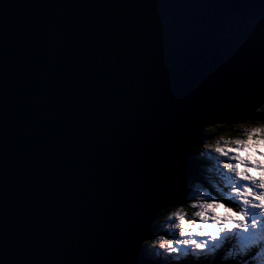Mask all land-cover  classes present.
Segmentation results:
<instances>
[{
	"label": "water",
	"instance_id": "95a60500",
	"mask_svg": "<svg viewBox=\"0 0 264 264\" xmlns=\"http://www.w3.org/2000/svg\"><path fill=\"white\" fill-rule=\"evenodd\" d=\"M261 90L264 0H0V261L151 264L197 118Z\"/></svg>",
	"mask_w": 264,
	"mask_h": 264
},
{
	"label": "clouds",
	"instance_id": "9594fccd",
	"mask_svg": "<svg viewBox=\"0 0 264 264\" xmlns=\"http://www.w3.org/2000/svg\"><path fill=\"white\" fill-rule=\"evenodd\" d=\"M233 127L237 135L211 136L196 148L207 162L206 183L159 210L163 231L141 244L148 255L164 264L189 257L204 264L205 256L208 264H264V123Z\"/></svg>",
	"mask_w": 264,
	"mask_h": 264
},
{
	"label": "snow or ice",
	"instance_id": "6c2138e0",
	"mask_svg": "<svg viewBox=\"0 0 264 264\" xmlns=\"http://www.w3.org/2000/svg\"><path fill=\"white\" fill-rule=\"evenodd\" d=\"M8 7V5H5ZM254 105H258L260 103H264V90H261L259 96L254 97L253 99ZM257 106H254V111L256 110ZM246 107H239V108H218L215 110H210L205 114L200 115L197 118V122L195 125V132L191 134V139L193 141V148L194 151L191 152L190 160L188 163V169L190 163L194 161L206 162L204 157L199 155V152L195 151L197 144H202L205 140L211 138L213 133H209L205 131L206 126H215L218 121L224 120H234V119H245L244 115H240V113H246ZM188 169L182 175V184L181 186L191 179L193 183H206L205 181V173L201 171L199 174L192 175L189 177ZM182 192L176 191L169 197H161L159 201L154 202L153 206L149 209V222L152 223L153 220L156 219L159 210L164 208L167 204L175 203L178 199L182 198ZM156 227H162V225H156ZM247 237V234H244ZM145 239V238H144ZM219 243V242H218ZM155 251V250H151ZM148 250L144 249V256L151 262V264H164V262L160 261L159 259L153 258L151 255L147 254ZM185 252L187 250L185 249ZM184 264H194L192 259L182 260ZM0 264H6L5 261H0ZM204 264H208V258L205 256Z\"/></svg>",
	"mask_w": 264,
	"mask_h": 264
},
{
	"label": "trees",
	"instance_id": "16d2710c",
	"mask_svg": "<svg viewBox=\"0 0 264 264\" xmlns=\"http://www.w3.org/2000/svg\"><path fill=\"white\" fill-rule=\"evenodd\" d=\"M257 114H258V117L255 119L256 121H260V120H262V119H264V112H257ZM255 120H253L252 122H254ZM221 126L220 127H218L217 128V131L215 132V134H217V135H223V134H225V133H231L232 135H237V134H234L235 133V128L233 127V125H227L226 123H221L220 124ZM207 141V140H206ZM205 141V142H206ZM206 166H207V162H203V164H201L200 163V165H199V173L201 172V171H203L204 172V169L203 168H206ZM205 173V172H204ZM189 183H193V182H191V180H190V182ZM188 183V184H189ZM187 184V185H188ZM188 187H185L184 188V190L182 191V193L184 194L185 192H187V191H189L188 189H187ZM157 223L159 224V222L157 221ZM160 225V224H159ZM157 232H160V229H158L157 230ZM156 232V233H157ZM155 233V234H156ZM154 234V235H155ZM153 235V236H154Z\"/></svg>",
	"mask_w": 264,
	"mask_h": 264
},
{
	"label": "rangeland",
	"instance_id": "374dc122",
	"mask_svg": "<svg viewBox=\"0 0 264 264\" xmlns=\"http://www.w3.org/2000/svg\"><path fill=\"white\" fill-rule=\"evenodd\" d=\"M247 122H249V121H246V122H244V123H239V124H236V125H241V124H244V125H246V126H252V125H254V124H256V123H264V119H262V120H260V121H254V122H251V125H248L247 124ZM234 126V125H233ZM234 134H238V129L237 128H235V133ZM215 135H217V134H215V133H213L212 134V136H215ZM204 143V142H203ZM201 164H203V162H201ZM204 169V172L206 171V168H203ZM198 182H196V183H192V184H190L189 186H188V190L190 191L191 189H194L195 187H197L198 186ZM160 225H161V223H160ZM161 229L163 230V228L161 227Z\"/></svg>",
	"mask_w": 264,
	"mask_h": 264
},
{
	"label": "bare ground",
	"instance_id": "6f19581e",
	"mask_svg": "<svg viewBox=\"0 0 264 264\" xmlns=\"http://www.w3.org/2000/svg\"><path fill=\"white\" fill-rule=\"evenodd\" d=\"M190 180H191V179H190ZM190 180H189V181H190ZM179 264H180V262H179Z\"/></svg>",
	"mask_w": 264,
	"mask_h": 264
}]
</instances>
